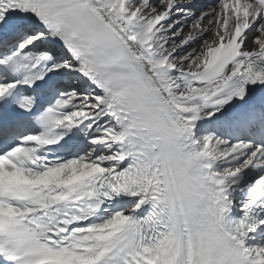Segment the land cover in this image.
<instances>
[{
    "label": "snow or ice",
    "instance_id": "snow-or-ice-1",
    "mask_svg": "<svg viewBox=\"0 0 264 264\" xmlns=\"http://www.w3.org/2000/svg\"><path fill=\"white\" fill-rule=\"evenodd\" d=\"M0 264H264V0H0Z\"/></svg>",
    "mask_w": 264,
    "mask_h": 264
}]
</instances>
